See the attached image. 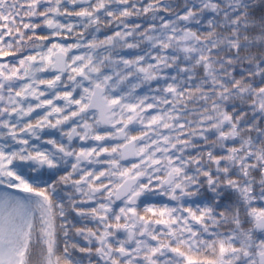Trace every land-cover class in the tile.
Wrapping results in <instances>:
<instances>
[{"label":"snow or ice","instance_id":"snow-or-ice-1","mask_svg":"<svg viewBox=\"0 0 264 264\" xmlns=\"http://www.w3.org/2000/svg\"><path fill=\"white\" fill-rule=\"evenodd\" d=\"M0 264H264V0H0Z\"/></svg>","mask_w":264,"mask_h":264},{"label":"flooded vegetation","instance_id":"flooded-vegetation-1","mask_svg":"<svg viewBox=\"0 0 264 264\" xmlns=\"http://www.w3.org/2000/svg\"><path fill=\"white\" fill-rule=\"evenodd\" d=\"M89 226H91V223H89ZM77 255L80 256V255H83V254L78 253Z\"/></svg>","mask_w":264,"mask_h":264}]
</instances>
